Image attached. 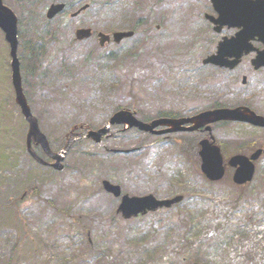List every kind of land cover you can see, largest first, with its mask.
Instances as JSON below:
<instances>
[{
    "label": "rangeland",
    "instance_id": "rangeland-1",
    "mask_svg": "<svg viewBox=\"0 0 264 264\" xmlns=\"http://www.w3.org/2000/svg\"><path fill=\"white\" fill-rule=\"evenodd\" d=\"M55 1L5 0L19 17L23 86L40 128L55 151L73 143L61 171L28 154V123L15 102L10 46L0 30V264H264V155L250 183L236 184L231 168L211 182L200 169L201 132L166 136L114 125L100 142L72 134L103 128L116 108L149 120L254 107L264 99V69L249 61L255 55L233 71L200 66L226 31L205 21L209 0H64L67 12L48 20ZM80 1L91 7L61 24ZM141 18L134 37L99 43V31L130 30ZM77 26L94 35L77 39ZM43 28L53 31L42 36ZM44 40L45 52L32 57L29 48ZM212 133L228 154L264 146V129L247 123H219ZM106 178L131 195L183 193L187 200L124 219ZM197 198L206 202L198 215L203 227L187 237V210Z\"/></svg>",
    "mask_w": 264,
    "mask_h": 264
},
{
    "label": "water",
    "instance_id": "water-1",
    "mask_svg": "<svg viewBox=\"0 0 264 264\" xmlns=\"http://www.w3.org/2000/svg\"><path fill=\"white\" fill-rule=\"evenodd\" d=\"M220 5L217 9L220 12L219 18L215 22H221V24L230 23L233 25L243 26L244 29L237 34V36L232 38H224L219 45V55L225 56L228 51L234 50L238 51L241 55L243 50L249 52L252 46L248 44L249 40L259 36L264 40V0H217L216 5ZM63 5L57 4L53 5L48 15L52 17L58 11L62 9ZM0 27L6 32V38L11 43V53L13 56L12 68H13V82L17 92V102L22 108V112L25 118L30 122V129L28 133V146L31 147L32 137L35 138L37 143H41L45 150L50 156L57 159L54 163L56 168H62L59 161L62 159L63 154L69 149L70 142L67 144L66 148L62 153H54L50 149V145L46 135L40 130L38 120L33 115L30 105L24 95L22 86V76L20 71V63L17 57V47H18V27H17V16L11 8L0 0ZM219 29V28H217ZM91 33V29H80L78 31L79 38L88 37ZM132 32H116L114 34L115 39L119 41L125 36L131 35ZM101 43L104 44L106 40H109L110 36L104 33H100ZM227 52V53H226ZM264 51H260L255 60L257 66L264 63ZM258 60L260 62H258ZM245 111H241L240 108L236 109H216L211 111L202 112L196 116L188 118H159L153 120L152 122H144L139 120L134 116V114L129 110H121L115 113L109 123L99 131H90L88 136H93L98 141L101 139V135L108 131V128L112 124L124 123L129 127L137 126L138 128L146 131L155 132L154 130L157 126L167 125L169 128L163 131H176L181 129H196L202 124L209 122H214L220 119H240L253 122L258 125H264V117L256 115L254 112L250 111L249 108L245 107ZM187 122H193L194 126L184 127L183 124ZM161 132V131H159ZM203 148L201 150V155L203 158L202 169L203 171L212 179H219L224 175V165L222 155L218 147L209 145L205 141L202 142ZM260 150L254 154L253 157H257ZM234 165H240L235 176V180L239 183L246 182L252 179L254 174V164L250 159L245 156H236L231 160ZM105 187L114 192L116 195L121 193L120 187L118 185H113L108 181H105ZM182 197L178 196L173 199L168 200H157L153 195L145 197H129L125 195L123 197V202L120 205V210L123 211L126 217L131 215H136L140 211L146 212L147 209H156L163 205H171L172 203L180 200Z\"/></svg>",
    "mask_w": 264,
    "mask_h": 264
},
{
    "label": "flooded vegetation",
    "instance_id": "flooded-vegetation-1",
    "mask_svg": "<svg viewBox=\"0 0 264 264\" xmlns=\"http://www.w3.org/2000/svg\"><path fill=\"white\" fill-rule=\"evenodd\" d=\"M224 29L226 30V31H224L225 34H228L229 31H232V32L230 33V35L234 34L235 31H236L235 29H232V28H229V27H224ZM224 29H223V30H224ZM21 58H22V57H21ZM250 58L252 59V57H250ZM251 59H249V61H251ZM22 60H23V58H22ZM245 60L248 61L247 57H245Z\"/></svg>",
    "mask_w": 264,
    "mask_h": 264
}]
</instances>
